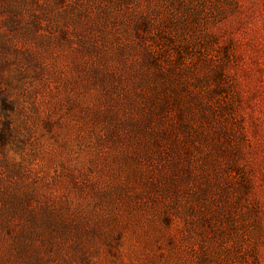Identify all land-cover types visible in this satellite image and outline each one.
<instances>
[{"label":"rangeland","instance_id":"374dc122","mask_svg":"<svg viewBox=\"0 0 264 264\" xmlns=\"http://www.w3.org/2000/svg\"><path fill=\"white\" fill-rule=\"evenodd\" d=\"M0 264H264V0H0Z\"/></svg>","mask_w":264,"mask_h":264}]
</instances>
